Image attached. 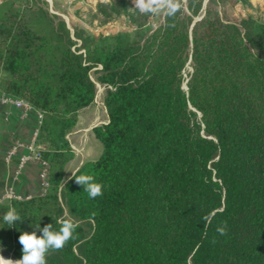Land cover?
<instances>
[{"label":"trees","instance_id":"obj_1","mask_svg":"<svg viewBox=\"0 0 264 264\" xmlns=\"http://www.w3.org/2000/svg\"><path fill=\"white\" fill-rule=\"evenodd\" d=\"M217 1L178 0L153 27L133 0H99L96 17H124L134 31L95 34L72 31L47 0H0V95L42 114L50 171L43 194L0 204L5 253L22 258L33 223L70 218L75 238L47 264H264V20L226 21ZM95 68L108 121L94 127L101 154L75 174L105 189L89 199L65 167ZM9 207L24 219L12 228Z\"/></svg>","mask_w":264,"mask_h":264},{"label":"rangeland","instance_id":"obj_2","mask_svg":"<svg viewBox=\"0 0 264 264\" xmlns=\"http://www.w3.org/2000/svg\"><path fill=\"white\" fill-rule=\"evenodd\" d=\"M47 1L49 3L50 11L65 18L72 31H74L75 26H82L87 32H93L95 34H114L118 32L132 33L134 31V27L130 26L124 17H116L109 21H103L100 17H96L95 10L99 0ZM182 1L186 5L187 0ZM213 4L219 9L222 18L226 21L240 23L248 14H253L264 20V0H218ZM163 17V13L152 15L150 18V24L153 27H156L163 21ZM77 40L79 45L80 40ZM80 51L84 52V49H81ZM96 69L97 68L91 71V77L96 82L97 87L96 98L89 108L80 110L78 116L80 122L74 128H78L79 125L81 130L77 132V134H81V138L84 139L83 144L77 145L78 148L85 153V159L92 160L98 158L102 152V144L94 132V127L106 123L108 119L106 106L104 104L106 85L97 80L98 73ZM192 70L193 67L191 62H189L184 69V76L187 78ZM91 126H93V130H88ZM81 157L82 156H79L78 158ZM74 163L75 161L72 163L73 166ZM8 200L9 199H5L1 201L0 204L5 203ZM0 255L5 258H14L11 254L5 253L1 248Z\"/></svg>","mask_w":264,"mask_h":264},{"label":"crops","instance_id":"obj_3","mask_svg":"<svg viewBox=\"0 0 264 264\" xmlns=\"http://www.w3.org/2000/svg\"><path fill=\"white\" fill-rule=\"evenodd\" d=\"M79 122L78 120L77 124ZM40 123L41 117L35 108L25 110L13 103L0 100V202L7 199L9 193H12L14 198L24 199L45 192L46 187L43 185L41 177L44 167L42 161L29 159L23 164L20 163L24 155L31 153L29 145L32 143L36 131L40 128ZM91 129L93 130V126L88 130ZM80 130L81 128L78 125V128L72 130L67 136L74 151V158L65 167L66 176H71V172L75 173L85 161L92 160L85 159V153L77 146L84 142L81 134H77ZM17 143L22 145L12 158L8 160L6 158L8 152ZM79 156L82 157L78 158ZM74 161L73 166L72 163Z\"/></svg>","mask_w":264,"mask_h":264},{"label":"clouds","instance_id":"obj_4","mask_svg":"<svg viewBox=\"0 0 264 264\" xmlns=\"http://www.w3.org/2000/svg\"><path fill=\"white\" fill-rule=\"evenodd\" d=\"M106 2H110V0H106ZM133 5V8L145 15L163 13L166 16H174L179 9L178 0H133ZM71 173L72 177L69 178H75V182L83 187L89 199H96L103 195L105 186L101 182H97L94 175ZM204 219L207 221V217ZM2 220L3 225L12 228L16 226L17 222L22 223L24 219L21 218L15 207H9ZM55 224L59 225L58 229L52 223H48L42 228L39 222L33 223V231L22 232L19 236V243L22 245V258L13 261L0 255V264H47L46 256L51 251L62 250L70 240L75 238L76 229L79 227L78 223L70 218L56 220ZM37 230L41 233L40 235H37ZM216 231L222 236L227 235V225L217 227Z\"/></svg>","mask_w":264,"mask_h":264},{"label":"built area","instance_id":"obj_5","mask_svg":"<svg viewBox=\"0 0 264 264\" xmlns=\"http://www.w3.org/2000/svg\"><path fill=\"white\" fill-rule=\"evenodd\" d=\"M186 85V83H185ZM96 98V97H95ZM0 100H2L3 102H7V103H13L15 104L17 107L20 108H24L25 110L29 109V108H34L28 101L19 98L15 95H12L10 93L7 92H2V94L0 95ZM39 112V111H38ZM40 117L42 119V114L39 112ZM41 124V123H40ZM38 134H39V129L38 131H36L35 136L33 138L32 143L29 145V149L31 151L30 154L28 155H24L21 158V164L25 163L27 160L29 159H38L41 160L43 163V170L41 172V177L43 179V185L45 187L49 186V176H50V171H49V167H48V163L42 159L40 151H39V146L37 143V139H38ZM22 144L17 143L15 146L12 147V149L8 152L7 154V159L10 160L12 158V156L17 152L18 148L21 146ZM7 199H14V196L12 193H9L7 195ZM16 199H21V198H16Z\"/></svg>","mask_w":264,"mask_h":264},{"label":"bare ground","instance_id":"obj_6","mask_svg":"<svg viewBox=\"0 0 264 264\" xmlns=\"http://www.w3.org/2000/svg\"><path fill=\"white\" fill-rule=\"evenodd\" d=\"M4 258H5V257H4ZM5 259H12L13 261L18 260V259H14V258H12V257L5 258Z\"/></svg>","mask_w":264,"mask_h":264},{"label":"water","instance_id":"obj_7","mask_svg":"<svg viewBox=\"0 0 264 264\" xmlns=\"http://www.w3.org/2000/svg\"><path fill=\"white\" fill-rule=\"evenodd\" d=\"M15 259V258H14Z\"/></svg>","mask_w":264,"mask_h":264}]
</instances>
